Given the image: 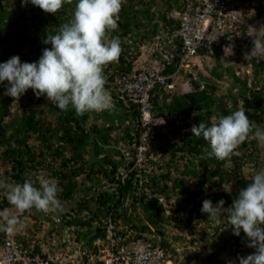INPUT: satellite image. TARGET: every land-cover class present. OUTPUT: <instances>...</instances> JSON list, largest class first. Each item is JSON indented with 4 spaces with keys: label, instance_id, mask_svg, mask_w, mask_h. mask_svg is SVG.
Masks as SVG:
<instances>
[{
    "label": "trees",
    "instance_id": "1",
    "mask_svg": "<svg viewBox=\"0 0 264 264\" xmlns=\"http://www.w3.org/2000/svg\"><path fill=\"white\" fill-rule=\"evenodd\" d=\"M239 1L253 6L252 0ZM197 3V0H123L116 28L106 33L109 39L118 36L122 48L118 60L104 68L105 87L113 95L112 110L77 115L71 108L59 110L45 96L37 97L31 88L16 99L4 94L7 82L0 85V167L4 166L0 178L23 182L30 175L36 182L40 173L56 178L62 188L58 198L72 204L65 212L64 224L86 227L80 232L85 237L100 229L94 221L103 222V217L112 212L115 217H123L137 236L149 234L155 245L175 256L179 252L178 239L184 236L177 234L172 238L168 233L170 227L189 231L192 249H186L187 260L178 259L179 264H233L232 257L238 259L255 251L248 247L243 232L234 235L231 225L222 219L209 220L208 214L200 209L205 199L215 204L223 198L228 207L250 182L251 175L264 168V147L258 145L253 129L234 154L224 159L205 158L203 154L209 150L207 142L193 136L190 128L200 121L211 123L218 113L228 114L241 108L250 121L264 127L261 65H256L250 84L248 78L237 75L233 66L226 65L225 58L216 50L210 73L200 70L196 77H190L195 91L175 94L169 102L164 99L162 103L155 94L152 100L159 114L166 118L168 129H159L155 135L157 146L152 153L148 152L143 163L129 162L128 166L133 168L125 180L118 176L126 161L117 156L122 143L128 145L134 140L132 131L141 124V107L117 93H122L125 77L134 68L139 45L162 30L178 41L182 16L176 11ZM74 7L75 0H66L57 13H48L31 4L22 6L21 0H0V62L13 55H19L22 62L38 60L42 49L51 47L43 43L47 33H54L67 22ZM257 9L259 14L263 13V8ZM171 51L176 53L178 49L173 47ZM226 72L238 86V92H234L235 84L226 92L234 103L229 109L225 107L226 94L218 92ZM188 118L190 122L185 125H176ZM171 133L177 138L175 141ZM104 179L119 188L105 186ZM80 192L84 193L77 199ZM11 208L0 195V211L8 210L24 224L26 215L40 220L47 214L34 209L15 214ZM26 227L28 224L24 230L30 233ZM24 230L20 239L31 245ZM40 249L37 243L34 250Z\"/></svg>",
    "mask_w": 264,
    "mask_h": 264
},
{
    "label": "clouds",
    "instance_id": "2",
    "mask_svg": "<svg viewBox=\"0 0 264 264\" xmlns=\"http://www.w3.org/2000/svg\"><path fill=\"white\" fill-rule=\"evenodd\" d=\"M65 2L66 0H21L22 6L31 4L48 13H57ZM122 2L123 0H75L71 18L62 23L54 33L48 32L45 36L43 43L50 44L51 47L43 48L38 60L22 62L19 55H13L6 61L0 62V85H5L7 82L4 94L18 99L31 88L37 97L45 96L59 110L67 111L71 108L77 115L91 111L112 110L114 108L113 95L105 87L104 68L109 63L118 60L122 48L118 36L109 39L106 33L108 30L116 28ZM252 5L248 7L257 12L256 17L252 20L264 17V10L259 14L257 9V7L264 9V4L260 0H252ZM164 32L162 30V33H158L153 39L141 43L136 58L140 57L145 47L150 50L151 46L155 44L157 36L164 35ZM250 35L253 37L252 47L244 54L246 60L239 55H222L225 58V64L233 66L237 75L241 78H248L251 84L256 65L259 64L264 68V63L256 60H264V26L256 29ZM131 42L133 43L132 40ZM163 45H165L164 50L160 49L156 52L157 56L162 59L164 53L169 54L173 49L170 44ZM232 48V45L225 46V53L231 54ZM206 60L203 61L202 68L195 65L190 72L188 69L187 71L182 69L179 77L175 80V88L167 90L156 88L152 98L158 94L160 103L164 99L169 102L175 94L195 91L196 87L190 77H196L200 70L209 74L210 66L215 63V59L214 61L210 58ZM172 67V71H174L175 62L169 65V69ZM169 69L166 72H172ZM233 82V76L228 72H226L225 78L220 81L218 92L226 94L225 107L227 109L234 107L232 99L226 93L229 86L235 84ZM234 92H238L236 84ZM117 95L120 97L119 93ZM152 101L154 102V100ZM154 104L155 109L152 113L158 111L159 114L156 102ZM241 105L242 102L239 106ZM245 112L241 108L228 114L218 113L211 118V123L200 121L191 126V134L197 138H203L207 142L209 150L203 154L205 158L224 159L234 154L237 146L246 140L253 129L258 145L264 147V127L250 121ZM162 117L165 119L163 124L148 128L144 133L142 128L144 113L141 110V124L136 131H132L134 140L128 145L122 143L121 153L117 156L120 160L126 161V166L122 167L118 173V176H122L123 180L133 168V166H128L129 162L143 163L148 152L152 153L157 146L158 139L155 135L160 131L159 129L164 131L168 129L167 120L164 116ZM188 122H190L189 118L185 121H177L176 125H185ZM172 135L174 134L171 133V138ZM30 141L34 140L30 139ZM113 143H115L114 140ZM104 182H107L105 186L119 188L117 184L108 182L107 179H104ZM61 191L62 188L58 180L43 173L37 176L36 182L30 175L23 182L0 178V195L7 199L14 208L13 210L23 212L34 209L47 213L40 219V222L49 225L50 233L59 237L56 246L44 245L40 241L35 242L30 235L28 238L32 241L31 245L25 244L20 239V232L25 229V224L17 215L9 214L8 210H3L0 211V231H2L0 243L5 242L7 234L11 235L23 247L22 254L40 258L39 264H45L47 261L51 264H103L101 261L91 260L90 255L102 246V242L106 241L105 234L110 221L115 223L117 231L121 235L136 234L135 229L124 224L123 217H115L112 212L103 217V222L94 221L95 225L100 226V229L94 231L91 237L82 236L80 233L86 229L84 226H68L69 232L66 235L63 234L59 225L60 223L65 225V212L72 204L58 198ZM83 193H78L76 198L78 199ZM86 194L90 197L88 192ZM200 211L207 213L209 220L222 219L231 225L234 235L240 236L241 232L245 234L248 247L255 251L246 256H239L238 264H264V168L258 169L251 175L250 182L239 191L238 196L228 207H225L223 198L215 204L211 199H205ZM33 220L36 221V219ZM24 234L27 236L29 233L24 230ZM144 235L152 237L149 234ZM68 238L72 243L66 241ZM37 243L40 244V252L34 250ZM77 243L80 246H76ZM170 260L172 264H179V260L172 254ZM14 263L24 264L23 259H15Z\"/></svg>",
    "mask_w": 264,
    "mask_h": 264
},
{
    "label": "built area",
    "instance_id": "3",
    "mask_svg": "<svg viewBox=\"0 0 264 264\" xmlns=\"http://www.w3.org/2000/svg\"><path fill=\"white\" fill-rule=\"evenodd\" d=\"M197 1L196 5H189L186 10L176 11L177 15L182 16L181 28L176 31L179 40L175 41V36L167 35L166 32L157 36L150 50L145 47L140 57L134 60L133 70L125 77L120 97L130 98L140 104L144 113V133L148 128L165 121L158 111L152 113L155 109L152 95L156 88H175V80L182 69L190 72L195 65L202 68L203 61L211 59L216 50L225 56L239 55L246 60L244 54L252 47L253 37L250 34L264 26V17L252 20L257 12L248 5L241 4L239 0ZM166 43L177 47L178 52L164 53L163 60L156 52L164 50L163 44ZM227 45L233 46L231 54L224 51ZM256 60L264 63V60ZM173 62L176 63L175 70L166 72ZM105 235L106 241L96 250L98 252L94 251L90 255L91 260L101 261L103 264H172L171 253H167L160 245H155L147 235H121L112 221L109 222ZM23 251L21 244L7 234L5 242L0 243V264H15V259H23L24 264L40 263V258L23 255ZM45 264L51 263L47 261Z\"/></svg>",
    "mask_w": 264,
    "mask_h": 264
},
{
    "label": "rangeland",
    "instance_id": "4",
    "mask_svg": "<svg viewBox=\"0 0 264 264\" xmlns=\"http://www.w3.org/2000/svg\"><path fill=\"white\" fill-rule=\"evenodd\" d=\"M260 1L262 3L264 0H260ZM172 138L175 141L176 138L174 135H172ZM1 167H0V169L2 171L4 166L2 165ZM0 177H1V174H0ZM11 209L13 210L14 208H11ZM13 211L15 214L19 213L17 210H13ZM25 219H26L25 224H28V228L30 229L29 235L32 237L31 239L33 241H35V242L40 241V243L42 242L44 245L51 244L53 246H56L57 242L59 241V237L50 233V231L48 230L50 228L49 225H46L45 222H40V220L39 221L36 220L34 222L33 219H35V218H33L29 215L25 216ZM59 226H60V230L63 232V234L66 235L69 232V228L67 226L63 225L62 223H60ZM168 233H169V235H171L172 238H174V235H177V234H182L184 236L183 238L178 239V243H179L178 244V250H179V252L177 255H175V258L178 257L177 259H179V260H183V258H185L184 260H187V257H186L187 256V252H186L187 250L186 249H192V244H190V241L192 239V237H191L192 233H190L189 231H184L182 229H178L176 226H171ZM66 241L69 243H72L70 238H68ZM192 243H193V241H192ZM76 246H80V244L77 243ZM57 253H58V251H57ZM232 260H233V264H238V259L232 257Z\"/></svg>",
    "mask_w": 264,
    "mask_h": 264
}]
</instances>
